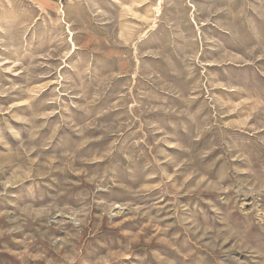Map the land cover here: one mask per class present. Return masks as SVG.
<instances>
[{"label": "rangeland", "instance_id": "obj_1", "mask_svg": "<svg viewBox=\"0 0 264 264\" xmlns=\"http://www.w3.org/2000/svg\"><path fill=\"white\" fill-rule=\"evenodd\" d=\"M0 264H264V0H0Z\"/></svg>", "mask_w": 264, "mask_h": 264}, {"label": "bare ground", "instance_id": "obj_2", "mask_svg": "<svg viewBox=\"0 0 264 264\" xmlns=\"http://www.w3.org/2000/svg\"><path fill=\"white\" fill-rule=\"evenodd\" d=\"M244 200V199H243ZM248 203H250V202H247L246 204H248Z\"/></svg>", "mask_w": 264, "mask_h": 264}]
</instances>
